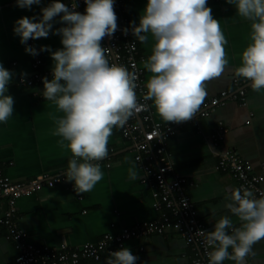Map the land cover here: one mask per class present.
<instances>
[{
	"label": "crops",
	"instance_id": "0c3cea01",
	"mask_svg": "<svg viewBox=\"0 0 264 264\" xmlns=\"http://www.w3.org/2000/svg\"><path fill=\"white\" fill-rule=\"evenodd\" d=\"M51 2L53 0H41L39 5L21 9L16 7L15 0H0V64L14 74L7 92L14 99L13 116L7 123H0V171L13 181H29L43 173L55 175L66 172L72 158L71 153L61 147L60 138L52 135L55 121L50 114L56 117L63 114L52 102L44 100L40 94L43 84L34 87L17 84L18 78L31 70L34 56L25 52L26 47L31 46L39 52L38 56L43 61L41 68H52L53 61L50 53L40 52V48L47 46L54 52L62 47L61 37L52 34L65 26L61 23H53L48 38L30 39L24 45L13 34L17 20L22 17L39 18L41 9ZM58 2L65 4L64 0ZM146 4L147 0H126L121 11L114 9L119 19L117 25L138 26ZM207 6L211 8L213 18L220 21L226 37L228 64L219 77L206 83L204 101L223 90H236L231 80L237 77L235 69L241 65V54L251 42V22L238 16L234 5L225 0H208ZM54 20L59 21L60 16ZM136 41L146 60L152 53L154 39L149 34L148 43ZM151 75L144 69L146 83ZM243 89L244 105L239 98L222 100V104L208 117L198 119V123L187 121L178 124L167 144L174 171L187 179L185 189L195 216L209 232L214 230L215 223L222 216H229L234 227H240L242 223L225 208L236 182L231 175L215 168L218 151L223 148L237 151L240 157L252 164L254 172L263 176L264 187V91L255 92L250 85ZM150 104L152 106L153 102ZM154 116L161 120L155 109ZM217 124L226 129L221 141H214L211 137ZM129 146L119 129L114 128L107 145V158L93 162L100 164L104 178L92 191L80 194V198L66 184L44 186L29 196L20 197L16 201V223L26 231L27 241L38 246L63 242L79 245L94 242L106 232L116 234L137 222L153 220L158 213L152 207L148 185L141 182L144 174L134 162ZM130 168L135 169L138 179H130ZM6 207L7 203L1 197L0 216ZM226 231L232 234L231 229ZM6 234L1 226L0 264L11 262L18 254ZM124 247L138 257L137 264H191L195 256L193 245L187 244L180 232L173 228L139 239H128L124 241ZM253 252L255 255L246 257V264H264V240L253 245ZM107 258L109 255H103L99 261L86 260L79 264H105ZM223 264L235 262L225 260Z\"/></svg>",
	"mask_w": 264,
	"mask_h": 264
},
{
	"label": "clouds",
	"instance_id": "9594fccd",
	"mask_svg": "<svg viewBox=\"0 0 264 264\" xmlns=\"http://www.w3.org/2000/svg\"><path fill=\"white\" fill-rule=\"evenodd\" d=\"M84 14L53 0L37 17H22L15 22L13 34L24 45L28 40L48 38L53 23L65 25L52 32L61 37L62 47L54 52L47 46L53 61L52 78H42L44 100L52 102L63 115L56 117L52 135L72 158L64 173L77 194L90 192L104 178L99 163L108 156V143L114 128L127 121L147 105L138 102L135 72L123 65L109 63L101 46L105 37L117 31L114 0H83ZM208 0H147L138 26L131 34L146 44L149 34L155 43L143 68L152 75L146 83L143 99L152 101L156 114L165 123L192 120L207 96L206 83L219 77L228 64L226 37L220 21L214 19ZM234 5L236 14L250 21V43L241 54L235 75L250 82L255 92L264 91V0H225ZM41 0H15L16 7L30 9ZM60 16L59 21L54 18ZM39 22H34L36 20ZM128 28L122 29L127 35ZM134 47V45H133ZM25 52L36 56L28 46ZM13 73L0 64V123L13 116L14 99L8 95ZM129 177L138 179L134 168ZM225 208L242 223L234 227L229 216H222L211 232L199 231L204 243L213 251L208 264L232 260L246 264L253 245L264 240V197L256 199L251 190L236 188ZM231 229L232 234H228ZM111 237H109L110 239ZM231 249V253L229 252ZM138 257L125 247L109 253L105 264H136Z\"/></svg>",
	"mask_w": 264,
	"mask_h": 264
},
{
	"label": "built area",
	"instance_id": "2783aa9c",
	"mask_svg": "<svg viewBox=\"0 0 264 264\" xmlns=\"http://www.w3.org/2000/svg\"><path fill=\"white\" fill-rule=\"evenodd\" d=\"M64 2L69 7L75 2L77 5L75 10L84 14L86 5L83 0H64ZM125 2L126 0H114V9L121 11ZM120 19L122 21V18ZM125 28L129 29L127 35L122 33V29ZM101 46L106 48L105 55L110 65H123L130 72L136 73L138 87L135 91L138 102L148 106L147 110L135 113L123 128L118 129L130 145L134 162L144 174L141 182L148 185L153 201L152 207L158 215L153 220L124 227L116 234L106 232L94 242L79 245L63 242L52 246H38L27 241L26 231L19 228L16 223V201L44 186L52 187L56 184H66L78 198L80 194L75 192L72 182L66 181L65 172L55 175L43 173L29 181H13L0 171V198L3 197L7 203L4 213L0 216V227L5 228L6 236L18 251L15 258L5 264H79L86 260L99 261L103 255H109L110 252L124 247V241L128 239H139L151 233H163L169 228L178 230L185 242L195 248V256L191 264H208V253L213 249L206 246L204 237L199 231L209 232V230L196 218L192 201L185 189L187 179L174 171L171 154L167 151V139L176 132L178 124L155 119L150 100L143 99L146 92L143 68L145 56L138 50L136 37L131 34V27L125 26L124 23L118 25L114 35L111 38L105 37ZM42 64V59L38 55L34 56L30 72L20 76L17 84L21 87H34L42 84L44 77L50 80L52 68H41ZM231 84L236 90H223L218 95L209 97L189 122L195 124L198 123V119L208 117L226 98L236 100L239 98V102L244 105L243 87L250 85V82L234 77ZM225 131L222 125L217 124L211 133L212 139L221 141ZM215 168L231 175L236 182L234 189L247 188L253 192L254 198L264 197L263 176L254 172L252 164L240 157L234 149L223 148L218 151Z\"/></svg>",
	"mask_w": 264,
	"mask_h": 264
},
{
	"label": "trees",
	"instance_id": "16d2710c",
	"mask_svg": "<svg viewBox=\"0 0 264 264\" xmlns=\"http://www.w3.org/2000/svg\"><path fill=\"white\" fill-rule=\"evenodd\" d=\"M114 11H115V10H114ZM115 12H116V11H115ZM115 14H116V13H115ZM116 16H117V19H118V14H116ZM118 20H119V19H118ZM118 20H117V21H118ZM170 137H171V136H170ZM170 137H169V138H170ZM169 138L167 139V144H168V140H169Z\"/></svg>",
	"mask_w": 264,
	"mask_h": 264
}]
</instances>
